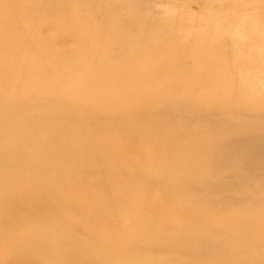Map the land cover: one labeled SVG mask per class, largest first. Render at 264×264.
I'll use <instances>...</instances> for the list:
<instances>
[{
	"label": "bare ground",
	"instance_id": "6f19581e",
	"mask_svg": "<svg viewBox=\"0 0 264 264\" xmlns=\"http://www.w3.org/2000/svg\"><path fill=\"white\" fill-rule=\"evenodd\" d=\"M0 264H264V0H0Z\"/></svg>",
	"mask_w": 264,
	"mask_h": 264
}]
</instances>
